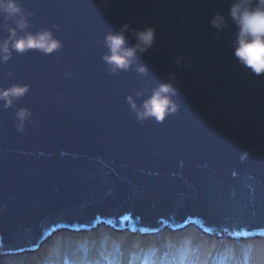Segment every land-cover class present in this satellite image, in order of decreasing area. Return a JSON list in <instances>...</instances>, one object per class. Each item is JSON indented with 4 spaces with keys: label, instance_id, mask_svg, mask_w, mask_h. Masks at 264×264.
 Returning <instances> with one entry per match:
<instances>
[{
    "label": "water",
    "instance_id": "95a60500",
    "mask_svg": "<svg viewBox=\"0 0 264 264\" xmlns=\"http://www.w3.org/2000/svg\"><path fill=\"white\" fill-rule=\"evenodd\" d=\"M228 4L113 0L104 11L98 0H22L30 30L52 29L63 47L13 53L0 66V88L30 86L13 108L0 106V254L104 222L264 237V76L232 55L231 26L213 40L209 18ZM124 22L155 26L156 43L132 69L110 75L100 42ZM181 54L193 61L186 71L174 62ZM168 72L182 84L173 97L180 110L163 123L138 122L125 97L147 95ZM21 107L33 121L23 133L14 120Z\"/></svg>",
    "mask_w": 264,
    "mask_h": 264
},
{
    "label": "clouds",
    "instance_id": "9594fccd",
    "mask_svg": "<svg viewBox=\"0 0 264 264\" xmlns=\"http://www.w3.org/2000/svg\"><path fill=\"white\" fill-rule=\"evenodd\" d=\"M98 3L104 11H109L113 0H98ZM31 16L32 13L23 8L22 0H0V30H7V35L0 39V66L8 64L13 53L39 52L51 56L63 47L62 41L52 29L31 31ZM180 23H184L183 16L180 17ZM208 23L216 33L213 40L222 39L223 33L231 26L234 29L230 41L232 55L253 75L264 76V0H229L227 14L215 12ZM56 29L58 31L59 26ZM156 39L155 26L135 28L130 22H124L114 32L103 36L100 43L105 51L101 60L108 67L110 75L127 72L136 64L138 57L147 55L153 49ZM174 62L177 68L185 71L193 66L192 58L184 54L176 56ZM135 71L140 77L148 74L145 65H136ZM66 76L71 78L72 74L66 73ZM29 91L30 86L21 83L0 88V106L5 109L13 108ZM182 95V84L176 73L168 72L147 95L143 91H137L135 95H128L125 99L138 122L154 120L156 123H163L180 110V105L173 97ZM31 118L30 109H16V131L23 133L26 123L33 122Z\"/></svg>",
    "mask_w": 264,
    "mask_h": 264
},
{
    "label": "rangeland",
    "instance_id": "374dc122",
    "mask_svg": "<svg viewBox=\"0 0 264 264\" xmlns=\"http://www.w3.org/2000/svg\"><path fill=\"white\" fill-rule=\"evenodd\" d=\"M188 225V229H186L187 231H178L179 233L172 231L167 233L162 232L165 234L163 237L168 238L167 241L153 242L154 244L149 246H145L146 244L140 246V244L133 250H129L127 248L125 249L124 243L121 239H119L122 243V246L120 247L116 240L118 238L116 237L106 239L95 236V238L89 239L86 237L88 236L86 234L83 238L77 236L78 238H76L79 239V241L75 239L73 241H69L68 244H65L66 242L61 240L62 234H60L59 237L47 241L48 243H44V245L48 247H53L52 250L45 255V257L49 259L48 264H57V261L59 263L61 256L64 258V264H77V262H80L81 264H90L88 257L92 254L107 255L110 258V261L112 260V262H116L117 264H264V243L253 244L255 240L260 241L264 239H250L251 241L247 242L243 239H230L227 237L226 239L228 241L226 243H224L225 239H223L224 241L221 240L223 241L222 245L217 240L215 235H211L210 239L213 237L215 240L206 243L204 239H206L207 236L205 234H201L197 229ZM101 227L103 228L104 226ZM91 229L92 227L89 230ZM189 229L191 231H189ZM103 230L110 231L111 233H117V228L112 230L104 227ZM129 230L132 229L123 228V230H119L118 232L123 233L128 232ZM94 233L95 232H91L90 234ZM111 233H106V235ZM167 234L170 235V239ZM171 234H185L187 238L180 241ZM133 235L134 233L130 236L133 241L138 240L139 242V240L144 238L134 239ZM198 238L200 239L197 241ZM194 240H196V243ZM240 241L242 244H238ZM41 247L42 245L40 248ZM33 251V253H30L23 250L19 253V256H15L13 258L6 255L1 256L2 254H0V259H8L12 264H28L31 254H36V256H34L35 258L39 256L37 248ZM26 254L30 256H26ZM22 256L24 257L22 258Z\"/></svg>",
    "mask_w": 264,
    "mask_h": 264
},
{
    "label": "bare ground",
    "instance_id": "6f19581e",
    "mask_svg": "<svg viewBox=\"0 0 264 264\" xmlns=\"http://www.w3.org/2000/svg\"><path fill=\"white\" fill-rule=\"evenodd\" d=\"M91 227H89V228H87V229H83V230H80V231H76V230H70V229H64V228H61V229H59V230H57V231H55V232H53V238H57V237H59L60 236V234H64V232H75V233H82V235H84V234H89V233H91V232H95L94 234H90V237L89 236H86L87 238H89V239H92V238H95V236H99V237H101V238H111V237H116V238H118V239H116L117 240V243L119 244V246L121 247L122 246V243H121V241L119 240V239H121L122 241H123V243H124V247H125V249L127 248V249H129V250H133V249H136V247L138 246V245H140V244H143V243H145V242H147L148 241V243L150 244V242H158V241H162V240H165V239H167V237H163V236H165V234L164 233H162V234H160V235H158V234H156V235H158V236H156L154 233H150V236H143L144 238L142 239V240H139V242H138V240H135V241H133V239H131V235H132V233H136V234H138L137 232H139V230H129L128 232H130V233H128V232H123V233H111L110 231H105V230H103V228L101 227V226H98V225H95V226H92V229L91 230H89ZM163 229H180V228H176V227H174V228H171V227H168V226H163L159 231H157V232H163L164 230ZM85 230V231H84ZM184 229H181V231H183ZM88 231V232H87ZM178 231H180V230H178ZM145 232H152V231H146L145 230ZM106 233H111V234H109V235H106ZM177 233H179V232H177ZM153 234V235H152ZM172 235V234H171ZM167 236L168 237H170V235H168L167 234ZM173 237H175V238H177V239H179L180 241L181 240H185L184 238H187L186 237V235L185 234H177V235H172ZM130 237V238H129ZM134 239H136V237H133ZM227 237L226 236H224L223 237V235H220V236H218L217 237V240L223 245V239H225V242L224 243H226L228 240L226 239ZM131 239V240H130ZM200 239V238H199ZM198 239V240H199ZM255 240V239H253V237H250V238H247L245 241H247V242H250L251 240ZM262 239H264V238H262ZM152 240V241H151ZM178 240V241H179ZM221 240H223V241H221ZM229 241H232V240H229ZM194 242L196 243V240H194ZM48 243V242H47ZM200 243V242H199ZM255 243H264V240H260V241H258V240H255L254 242H253V244H255ZM198 244V243H197ZM38 249V248H37ZM29 252H31V251H29ZM20 254H14V257L15 256H19ZM48 258H46L45 257V255H41V256H38L37 258H30V260H29V264H46L45 263V261L47 260ZM88 261H89V263L90 264H117L116 262H112V260L110 261V258L107 256V255H101V254H99V255H94V254H92L91 256H89L88 257ZM62 264H64V263H62ZM77 264H81L80 262H77ZM126 264H136V263H126Z\"/></svg>",
    "mask_w": 264,
    "mask_h": 264
},
{
    "label": "trees",
    "instance_id": "16d2710c",
    "mask_svg": "<svg viewBox=\"0 0 264 264\" xmlns=\"http://www.w3.org/2000/svg\"><path fill=\"white\" fill-rule=\"evenodd\" d=\"M187 231V230H186ZM189 231H191L190 229H189ZM167 232H169V231H165V233H167ZM112 233H114V232H112ZM138 234H134L133 235V237H136V238H139V239H141L143 236H141V235H139V232H137ZM82 233H75V232H64V234L62 235V237H61V240H64L66 243L65 244H68V242L69 241H73V240H77V241H79V239H77L78 237L77 236H79V237H82L83 238V236H86V234H84V235H81ZM90 234V233H89ZM89 234H87L88 236H89ZM147 236H150V235H147ZM77 237V238H76ZM205 238V237H204ZM143 239V238H142ZM168 239V238H167ZM167 239H165V240H162V241H167ZM169 239H170V237H169ZM199 239V238H198ZM198 239H197V241H198ZM205 241H206V243L207 242H211V241H214L215 239L212 237L211 239L209 238V237H206V239H204ZM152 241V240H151ZM155 243V242H154ZM153 242H150V244L148 243V241L147 242H145L144 244H146V246H149V245H151V244H154ZM238 244H242L241 243V241L240 242H238ZM44 246H46V245H43L41 248H40V250H38L39 252V256H41V255H46L50 250H52V248L53 247H48V246H46V247H44ZM26 256H30V255H26ZM34 256H36V254H31V256H30V258H35ZM24 256H22V258H23ZM60 257V256H59ZM59 257H58V259H59ZM30 258H29V260H30ZM50 258V257H49ZM28 259V258H27ZM18 260H19V258H18ZM18 260H17V262H18ZM16 262V263H17ZM29 262V261H28ZM64 262V258L61 256L60 257V262L58 263V261H57V264H62ZM45 263L46 264H48L49 263V259H47L46 261H45ZM4 264H12L11 262H10V260H8V259H5V261H4ZM29 264V263H28Z\"/></svg>",
    "mask_w": 264,
    "mask_h": 264
}]
</instances>
